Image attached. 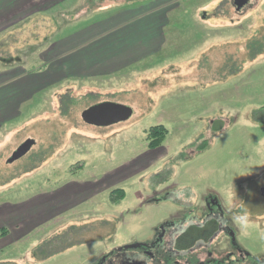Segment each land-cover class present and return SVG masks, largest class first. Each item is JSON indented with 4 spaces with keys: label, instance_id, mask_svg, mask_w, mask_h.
I'll return each mask as SVG.
<instances>
[{
    "label": "rangeland",
    "instance_id": "rangeland-1",
    "mask_svg": "<svg viewBox=\"0 0 264 264\" xmlns=\"http://www.w3.org/2000/svg\"><path fill=\"white\" fill-rule=\"evenodd\" d=\"M248 1L238 10L235 0H68L42 14L28 12L0 33V72L24 65L36 72L48 64L56 42L102 17L127 16L148 3L167 14V43L159 55L120 76L52 85L1 128L0 207L50 193L73 178L108 174L123 180L126 197L114 208L110 196L116 188L108 189L40 225L0 253V264H99L119 247L152 239L155 228L185 203L158 194L166 190L171 196L178 188L185 194L214 192L235 209L243 201L250 212L244 232L253 240L251 250L259 252L254 242L264 235V0ZM162 12L150 19L160 23ZM5 19L2 25L10 21ZM46 53L48 61L42 59ZM103 102L130 107L133 116L105 128L86 124L82 113ZM157 125L168 136L151 153L146 132ZM29 139L36 142L32 150L9 164ZM144 155L147 163L122 169ZM148 162L153 164L134 173Z\"/></svg>",
    "mask_w": 264,
    "mask_h": 264
},
{
    "label": "crops",
    "instance_id": "crops-1",
    "mask_svg": "<svg viewBox=\"0 0 264 264\" xmlns=\"http://www.w3.org/2000/svg\"><path fill=\"white\" fill-rule=\"evenodd\" d=\"M62 1L68 0H40L37 4L32 0H0V33L20 22L21 17L28 12L42 14L58 7ZM150 5L148 3V7L142 11L127 16L115 13L110 19L102 17V20L88 24L63 41L56 42L47 66L36 72L27 70L25 65L22 68L9 67L0 72V131L4 125L21 117L28 101L52 85L79 78L98 79L102 76V79H106L120 76L150 61L152 56L159 55L167 43V14L164 15L159 8ZM161 12L163 15L160 23L156 24L150 19ZM5 18L10 21L2 25ZM42 59L48 61L47 53ZM155 151L151 150V153ZM146 155L137 159L138 163L131 166L128 164L122 169L132 171L131 168L140 163H147ZM151 164L148 162L139 172L134 173L139 174ZM108 175L94 180L73 178L50 193L38 194L21 204L1 206L0 230L6 229L9 234L0 238V253L14 242L24 239L40 225L77 209L100 194H105L108 189H121L119 185L123 180L113 179L114 176L111 179ZM112 204L114 208L119 207L117 203Z\"/></svg>",
    "mask_w": 264,
    "mask_h": 264
},
{
    "label": "flooded vegetation",
    "instance_id": "flooded-vegetation-1",
    "mask_svg": "<svg viewBox=\"0 0 264 264\" xmlns=\"http://www.w3.org/2000/svg\"><path fill=\"white\" fill-rule=\"evenodd\" d=\"M189 192L185 203H178L179 209L155 228L152 239L119 247L99 264H264V235L254 242L259 252H253L251 235L231 221L233 205L214 192ZM161 196L178 202L166 190Z\"/></svg>",
    "mask_w": 264,
    "mask_h": 264
},
{
    "label": "water",
    "instance_id": "water-1",
    "mask_svg": "<svg viewBox=\"0 0 264 264\" xmlns=\"http://www.w3.org/2000/svg\"><path fill=\"white\" fill-rule=\"evenodd\" d=\"M248 3V0L235 1L238 10L245 8ZM132 116L133 110L130 107L112 102L96 104L82 113V119L86 124L100 128L110 127L128 121ZM35 144L36 142L34 140H27L13 153L8 163L13 164L25 157ZM262 196L264 197V188L262 189Z\"/></svg>",
    "mask_w": 264,
    "mask_h": 264
},
{
    "label": "trees",
    "instance_id": "trees-1",
    "mask_svg": "<svg viewBox=\"0 0 264 264\" xmlns=\"http://www.w3.org/2000/svg\"><path fill=\"white\" fill-rule=\"evenodd\" d=\"M147 142L149 150H157L164 144L167 136L168 130L163 125H157L151 127L147 132ZM126 197V193L123 189H116L111 192L110 199L114 204L119 205ZM9 231L6 229L0 230V238L8 236Z\"/></svg>",
    "mask_w": 264,
    "mask_h": 264
},
{
    "label": "clouds",
    "instance_id": "clouds-1",
    "mask_svg": "<svg viewBox=\"0 0 264 264\" xmlns=\"http://www.w3.org/2000/svg\"><path fill=\"white\" fill-rule=\"evenodd\" d=\"M171 197L175 200L183 201L186 194L182 189H176L171 193ZM233 225L237 226L241 231H245L250 224V213L247 206L240 200V206L230 212Z\"/></svg>",
    "mask_w": 264,
    "mask_h": 264
}]
</instances>
